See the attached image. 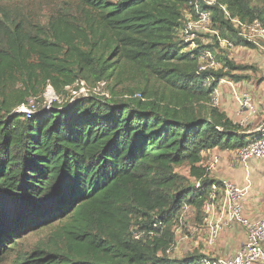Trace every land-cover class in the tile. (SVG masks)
<instances>
[{
	"label": "trees",
	"instance_id": "16d2710c",
	"mask_svg": "<svg viewBox=\"0 0 264 264\" xmlns=\"http://www.w3.org/2000/svg\"><path fill=\"white\" fill-rule=\"evenodd\" d=\"M199 11L211 31L187 39ZM235 18L264 26V0H0V264L211 260L167 251L185 206L203 215L223 185L204 152L261 134L214 102L223 80L254 68L221 44L258 47ZM206 51L216 66L203 67ZM82 80L109 96L18 111L48 86L61 95Z\"/></svg>",
	"mask_w": 264,
	"mask_h": 264
},
{
	"label": "rangeland",
	"instance_id": "374dc122",
	"mask_svg": "<svg viewBox=\"0 0 264 264\" xmlns=\"http://www.w3.org/2000/svg\"><path fill=\"white\" fill-rule=\"evenodd\" d=\"M58 1L62 3L64 0ZM47 12L48 8L45 6L30 10L32 15H44ZM245 30L247 33H250L248 28ZM252 34L253 36L251 37L258 43L257 48L246 46H234L230 48V55L235 59L236 63L254 66V68L247 69L244 72L250 76V79L239 83L226 80L224 84L225 88L221 90L220 94L217 96L218 102L216 104L220 110L225 112L232 120L240 123L245 133H259V129L264 128V40L256 33ZM228 82L232 83L230 84ZM75 86L78 85L76 84ZM102 87V84H100L98 88L101 89ZM53 91L62 100V103L58 102L60 105L85 95L81 93L76 96L71 91H67L60 95L56 93L52 86H48L42 96L38 95L31 99L34 103V109L48 105L49 97H53ZM244 94H248L252 97L251 101L254 111L247 110L244 106L239 104L238 98L242 97ZM229 151H227V154L229 152L230 155L223 157L222 154L224 155V153L218 152V162H214V159L206 158L205 164L208 165L211 175L218 179H221L220 177L227 173V164H229L232 171L239 174L242 172V168L245 169V166L241 165L243 163L238 159L237 149ZM227 154L225 153V155ZM248 165H254L260 173V171H264V158L251 159ZM178 171L189 176V165L184 164L178 167ZM244 176L245 175L242 174L243 178ZM250 176H253V179H255L253 185H256V191L262 190L260 187L264 185V173H260L259 175L258 173L253 175L250 173ZM218 200L220 199L218 198ZM210 202L212 201L209 200V203ZM211 211L212 210H210L207 205L204 208L203 215L197 217L193 207L189 205L185 206L184 211L174 222L173 230L175 233V241L167 251V255L170 258L182 259L188 255L200 253L211 260H217L234 255L240 249L241 244L246 240V230L245 227L238 223L232 225V227H225L218 240L214 244L209 243L211 228L209 218ZM214 212H220L217 204H215ZM234 237H236V240ZM37 238L38 234H34L28 237L26 242L29 241L32 243L36 241ZM14 241L16 240L14 239L10 242L12 243ZM8 246H10V244L6 245V247Z\"/></svg>",
	"mask_w": 264,
	"mask_h": 264
},
{
	"label": "built area",
	"instance_id": "2783aa9c",
	"mask_svg": "<svg viewBox=\"0 0 264 264\" xmlns=\"http://www.w3.org/2000/svg\"><path fill=\"white\" fill-rule=\"evenodd\" d=\"M208 5L216 4L217 0H203ZM227 12L226 7H223ZM212 18L208 11H199L198 18L192 19L185 30V37L187 39H193L197 36V32H209L210 24ZM236 26H242L245 29H249L250 33L246 32V35L253 36L252 33H256L260 38L264 40V26L258 20L254 21L251 25L246 26L238 18L234 19ZM246 31V30H245ZM255 40V39H254ZM221 44L223 47L233 48V43L222 40ZM194 46V45H193ZM202 60L206 61L208 66H216L213 55L210 51H206L202 56ZM78 86H75V85ZM103 86V83H101ZM99 87V86H98ZM91 88L85 81H77L75 84L68 86L67 91L72 92L74 95L78 94H88L89 92L95 94H105L109 96V93L102 91V88ZM52 96V95H51ZM134 96H140V93H135ZM252 99L248 96H245L241 99H238L240 104L244 106L247 110L254 111L252 104ZM53 102L62 103L60 97H58L53 91V97H49L48 105L51 106ZM214 102L217 104V94L215 92ZM34 109L33 100H30L27 105H22L18 108L20 112L31 113ZM261 132L260 137L255 141H250L245 146L240 149H237L238 159L242 162L245 168L247 169L244 181L242 184H238L229 180H222L223 185L217 186L214 185L210 198L207 200L205 207L208 205L211 211L210 215V238L209 243L214 244L220 234L222 233L225 227H232L234 224H240L245 227L246 230V240L241 244L240 249L234 254L227 258H220L217 260H207L203 264H264V213L260 215L256 220H251L245 216L244 213V202L247 198V195L252 187V179L249 173L248 162L251 159L264 158V128L259 129ZM212 159L214 162H218L219 154L212 152ZM218 198L220 200H218ZM209 200L212 202L209 203ZM218 200V201H217ZM215 204L220 209L219 213H215ZM208 221V219H207Z\"/></svg>",
	"mask_w": 264,
	"mask_h": 264
},
{
	"label": "crops",
	"instance_id": "0c3cea01",
	"mask_svg": "<svg viewBox=\"0 0 264 264\" xmlns=\"http://www.w3.org/2000/svg\"><path fill=\"white\" fill-rule=\"evenodd\" d=\"M225 82L226 80H223L220 84V86L218 87V89L216 90V94L217 96L220 94V91L223 90L225 87ZM228 83H232V82H228ZM223 84V85H222ZM245 96H248L252 99V97L248 94H244L242 97H239L238 99H241ZM239 102V101H238ZM240 104V102H239ZM227 151L229 150H222L220 148H214V149H211V150H208L206 152H204V154L206 155V157L212 159L211 157V153L214 152V153H218V152H222L224 153V155L222 154V157L223 156H228L230 155L229 152L227 154ZM225 153L227 155H225ZM222 161V159H221ZM228 167H227V173L225 175H223L222 177H220L221 179L220 180H229V181H233V182H236L238 184H242L243 181H244V178L242 177V174L243 175H246V172H247V169L245 168H242V172L239 174L237 172H234L231 170V168L229 167V164H227ZM249 167V171L251 173V175L255 174V173H258V175L260 173H264V171H260V173L258 172L257 168L254 166V165H248ZM229 169V170H228ZM251 179H252V187L247 195V198L244 202V213H245V216L251 220H256L258 217H260V215H262L264 213V185L262 187H260V191H256V185L253 183H255V179H253V176H251ZM205 208V206H204ZM234 239L236 240V237H234Z\"/></svg>",
	"mask_w": 264,
	"mask_h": 264
},
{
	"label": "flooded vegetation",
	"instance_id": "af4514ba",
	"mask_svg": "<svg viewBox=\"0 0 264 264\" xmlns=\"http://www.w3.org/2000/svg\"><path fill=\"white\" fill-rule=\"evenodd\" d=\"M16 241L18 240V238L15 239Z\"/></svg>",
	"mask_w": 264,
	"mask_h": 264
}]
</instances>
